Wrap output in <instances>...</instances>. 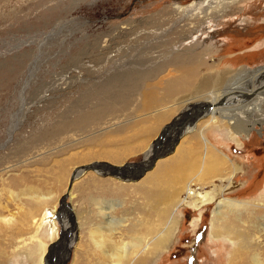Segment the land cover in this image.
<instances>
[{
    "label": "rangeland",
    "instance_id": "1",
    "mask_svg": "<svg viewBox=\"0 0 264 264\" xmlns=\"http://www.w3.org/2000/svg\"><path fill=\"white\" fill-rule=\"evenodd\" d=\"M179 1L187 6L195 0H0V199L5 205L0 213H17L26 219L30 209H39L42 213L43 209L54 207L61 239L63 230L68 225L70 228L64 241H60L51 238L45 229L36 230L37 236L26 225H21L20 230L18 225L0 226V264H36L43 254L40 239L47 245L43 264H74L76 259V264H103L90 238L91 230L103 225L104 220L98 216L99 202L119 205L112 217L129 218L115 236V240L128 245L124 264L147 259L144 247L148 242L155 249L154 264H229L235 248L219 227L231 226L254 234L256 225L264 222V130L259 131L260 124L250 134H240V143L229 138L225 127L222 131L213 127L205 129L208 139L216 146L212 148L214 155L224 158V163L217 180H209L207 187L191 183L192 190L196 191L193 198L183 194L189 204L167 192L150 214L143 193L138 190L141 186L151 187L144 178L147 172L156 169L153 162L151 168L145 167L151 162L148 151L152 145L154 151L170 146L169 154L157 157L164 160L179 148L180 139H186L187 144L191 141L195 146L189 152L192 163L210 160L211 151L207 156L203 153L200 135L195 130H186L206 118L202 116L209 108L198 102L202 100L200 95L208 91L160 99L164 102L157 109L169 110L165 120L154 119L160 112L140 109L142 89L153 83L163 85L175 72L174 65L169 63L173 53L201 51L206 63L198 69L203 76L220 66L233 69L264 66V0H224L229 6L228 14L220 20L208 21L200 32L182 41L185 45L179 49L156 41L161 39L155 38V44L150 43L144 34L137 33L151 25L120 32L126 23L136 24L169 8L167 13H171L172 5ZM203 1L214 8L221 2ZM126 72L127 81L130 79L127 87L122 91L117 88L115 92L123 94L122 106L119 108L117 94L110 98L117 106L115 109L96 118L97 121L94 119L95 122L90 120L89 124L78 126L76 118L81 113L102 106L103 98L97 95L96 87L114 74ZM187 99L191 102L184 103ZM148 118L151 120L142 126L125 129ZM62 125H67L66 129L60 128ZM121 127L124 133L110 138L104 136ZM148 127L151 135L136 140L135 135ZM165 130L167 134L162 136ZM232 131L235 135L240 130L236 127ZM157 139L160 141L154 143ZM142 140L145 143L141 144ZM126 144L139 151H124ZM147 145L151 148H146ZM89 151L121 154H117L116 161L87 159L85 154ZM102 161L126 166L136 164L127 167L129 174L140 167L146 170L141 176L136 174L125 179L107 169L106 174H99L93 171L94 167L85 168L93 163L102 165ZM76 170L79 171L73 176ZM106 179L111 182L102 183ZM30 186L41 195L40 207L35 198L22 194ZM12 190L14 196L20 194L23 198L15 199L9 192ZM224 197L249 201V204L239 211L222 209V215H217L219 202ZM167 205L170 206L166 209ZM68 206L81 217V223L71 224L75 216L71 217ZM51 223L44 228L47 230ZM22 231L23 251L12 254V247L4 246L11 236ZM214 234L218 237L212 238ZM73 235L78 236L76 242L72 241ZM78 245L81 250L77 255ZM107 249L111 251L113 246L107 244ZM260 257L264 260V254ZM246 258L247 264H252L251 257ZM237 264L244 263L238 260Z\"/></svg>",
    "mask_w": 264,
    "mask_h": 264
},
{
    "label": "bare ground",
    "instance_id": "2",
    "mask_svg": "<svg viewBox=\"0 0 264 264\" xmlns=\"http://www.w3.org/2000/svg\"><path fill=\"white\" fill-rule=\"evenodd\" d=\"M180 2L181 1L172 5L171 13H167L170 9L169 8L165 12L151 14L144 21L139 20V22H137L136 24L126 23L125 27L121 28L122 31L120 32H131V30L133 31L134 27L137 28L138 26L142 27V25H151L149 28H147V30L143 29L142 32L140 31L137 33L144 34L143 37H146L145 39L149 40L150 43L155 44L154 39L156 38L161 39L156 40L158 43L161 42L165 43L166 45H172L171 47L177 46L178 48L182 47L183 44L185 45V43H182V41L190 39L192 38L193 34L200 32L202 30L200 28H202L208 21L220 20L228 14L229 6L224 2V0H221V2L218 3V7L215 8L210 7L209 3L203 0H195L187 6L181 5ZM141 21H143L144 23ZM207 34H210V32H207ZM139 37L140 36H136V40L139 39ZM188 53L190 54H184L182 52L178 54L176 52L175 54L173 53V56L169 58V63L174 65L175 72H173V74H170L167 80L165 79L166 81L163 83V85H154L153 83L147 85L145 89H142L141 95L143 99L140 104V109H145L146 111L151 112H160L154 119L159 118L160 120H165L169 116V110L164 111L162 108L157 109L158 107L162 106L164 102V100L161 101L160 99H172L173 96L175 97L177 95H183L186 92L192 91H208L207 93L200 95L202 96V100L198 102L199 104L205 106V108H209V111L204 113V115L202 116L203 118H206L202 120L203 122H196L195 124H193V126L195 125L194 127L190 126L186 128V130H195V133L200 135V137L202 138L201 140H203L204 142L202 148H205V152L203 151V153L207 156L208 151H211V154H209L208 157L210 158V160L204 161L203 159H200L199 161L197 160V163H192L189 152L193 151V148L195 146L191 141H188L187 144L186 139V142L180 139L179 148H176L175 153L171 156H168L164 160H159L157 159V157L160 156L162 153H170L171 150L170 146H167L168 144L166 145V148L163 147L164 149H159L158 151H154L153 145L152 148L151 146L147 145L146 148H151L148 151V154L151 155V162L150 164L147 163L148 165H146L145 167H148V169L151 168V163L153 162V164H155L156 166V169L154 171L147 172V175L144 178V181L150 184L151 187L144 188L143 186H141L138 187V190L143 193L142 197L147 202L148 213L150 214H152V212L156 210V206H158L159 201L167 195V192L170 195H172L173 193V197L182 198L185 204H189L186 200L187 197H183V194H187L190 199L193 198V194H195L196 191L192 190L191 183L195 182L199 184L201 188H205L207 187L206 184L209 182V180L211 182L217 180L215 178H217L219 172L221 171L220 169H222L224 158H220L217 155H214L213 150L216 148V146L212 144L208 139L207 134H205L204 132L205 129L208 130L209 128L213 127L216 128L214 129L216 131H222V129L225 127L228 134L230 133L228 135L229 138L236 140L237 143H240V134H250V132L253 129H256L257 125L259 124L261 126V129L259 131L262 132V130H264V66L259 67L257 69H251L243 66L233 69L231 67L220 66L218 69L215 67V71L210 70L203 76V74H201L198 69L199 65L204 64L203 62L206 63V61L202 60L203 53L201 51H188ZM158 57L159 55L156 56V58ZM156 73V71L153 72L154 75H156ZM127 74V72L119 73L116 75L114 74V76L110 77L102 85L98 87L95 86L97 95L103 98L102 106L91 112L83 114L81 113V115L76 118L77 123L79 124L78 126L81 127L84 125L83 123L86 124V122L88 123L90 120L93 121L95 119V121H97L96 118H99L106 112L111 111L112 108H116L117 106L114 105L115 103L111 102L110 98L116 97L117 94L118 99L116 100H119V108L120 106H122L124 101L120 99V97L123 94L115 92H117V88H120V91H122L121 89L127 87V82H129L130 80L129 79L127 81ZM157 82L160 83V81ZM132 91H130V93H132ZM189 101L190 100L187 99V101L184 103H187ZM150 120L151 119L148 118L147 120H142L141 122L130 124L129 126L125 127V129L128 130L129 128L132 129L136 126H142L143 123ZM67 125H62L60 128L64 130L66 129ZM236 127L240 131L234 133L235 135H233L232 130ZM186 130L184 131V133H186ZM151 131L152 130L150 127L141 129L135 135V137H137L136 140L149 137L152 133ZM124 132L125 130L123 131L121 127V129L111 132L109 134H105L104 136L106 138H110L112 136L120 135ZM166 132L167 130H165V132L161 135L163 136L167 134ZM88 138L90 139V136ZM158 139L155 140L154 143H158L160 141ZM143 143H145L144 140L141 141V144ZM144 147L145 145L141 148ZM124 151H130L131 153H135L138 152L139 149H131L130 146L126 144ZM118 153L121 154V152L111 153L106 151H89L85 154V158L91 159L92 157H98L108 158L116 161ZM221 154L225 156L224 153ZM146 157L147 156L144 155L145 159ZM145 159L143 160V162L145 161ZM101 163V166L99 165V163H93L91 166L92 168L94 167L93 171L99 174L111 171V173L114 174L115 171L122 173L129 170L127 167L136 166V164H127L126 166V164L124 163L113 164L108 163L106 161H102ZM219 163L221 165H219ZM103 165H105V167ZM79 170L74 171L72 173L73 176H75ZM233 173L235 175V172ZM234 175L232 177V180L234 178ZM101 181L102 183L111 182L109 179ZM26 189L27 190H24L22 194L26 195L25 197L35 198L37 207H40L39 203L41 201V195L36 191L37 189L31 186L27 187ZM162 190H164V192ZM9 192L12 195L14 194L13 190ZM205 195L206 194H203L204 198L207 199ZM14 198L22 199L23 197L21 198L20 194H17L14 196ZM111 202L115 205L114 201ZM219 204L220 205L218 206L217 215L221 214L222 209L239 211V208H247L249 201H238L224 197V199L220 200ZM169 206L170 205H167L165 208L167 209L169 208ZM115 207H119V205ZM115 207L110 203L108 205L102 202L97 203L98 216L104 221H102L103 225L92 229L90 232V238L96 249L95 252L99 253L102 256L103 264H124L123 259L125 258L128 250V245L122 240H115V236L122 229V227L126 226V223H128L129 218L116 219L112 217L111 214L115 210ZM0 208H5V205H3L1 199ZM67 210L69 211L71 217H76H74L73 221L68 215L71 219L72 225H77L81 223V217L78 214H74L75 210L73 207L71 208V206H68ZM138 211L140 212L139 209ZM56 213L57 211L54 207L53 209L45 208L42 210V213L41 211H39V209H30L28 210L29 218L26 219H22L20 214L17 213H10L8 215L0 213V226L1 228L5 226L13 228L18 225V230H20L21 225H26L28 230L30 229V231L34 232L36 230L38 231L41 228L45 229L46 234H48L51 238L55 240H58L59 238L60 241H64V238H66L67 235L66 233L67 229L69 228V225L63 230V233H65L62 235L63 238L61 239L59 235L60 230L58 226V215ZM126 213L130 215L131 211H126ZM50 221H52V223L46 230V228L44 227H46V225H48ZM62 221L63 219L61 220V222ZM255 228L257 229L255 233L250 234L247 230H239L238 228H232L231 226L219 227V231L224 232L230 238L229 240H231L230 242L233 245V249L235 248L234 254L231 253L230 255L229 264H237L238 260H241L242 263L247 264L248 259L246 258V256L249 258L251 257L252 264H264V260L260 257V254H264V252H260V250H264V222L257 224ZM23 232L24 231H22L21 234L16 233L14 236H11V238L8 239L6 245L4 246L5 248L12 247V254H19L21 250L23 251V244L25 240L22 238ZM216 237H218V234L212 235V238ZM77 239L78 236L73 235L72 241L76 242ZM40 243V246L43 247H40L43 249V254H41L42 256L39 261L36 262V264H43V255L47 249V245L42 243L41 239L39 240V244ZM107 244L113 246V249H111V251L107 249ZM144 249L146 250V254L148 255L147 259H138L134 261L133 264L155 263V261H153L155 257L154 246H150L148 242ZM78 250H81V246L79 245L77 246V255ZM135 253L136 251L134 252V254ZM77 260L78 259H76V261ZM76 261L74 264L77 263Z\"/></svg>",
    "mask_w": 264,
    "mask_h": 264
},
{
    "label": "water",
    "instance_id": "3",
    "mask_svg": "<svg viewBox=\"0 0 264 264\" xmlns=\"http://www.w3.org/2000/svg\"><path fill=\"white\" fill-rule=\"evenodd\" d=\"M90 166H92V165H89V166H86L85 168H89ZM137 168H139V167H137ZM145 168L143 167V168H139V169H137V172L135 171V172H132L131 174H129V173H126V172H117V171H115V175H117V176H121L122 178H129L130 176H134V175H138V176H140V175H142L143 173H144V170ZM136 170V169H135ZM142 170H144V171H142Z\"/></svg>",
    "mask_w": 264,
    "mask_h": 264
}]
</instances>
